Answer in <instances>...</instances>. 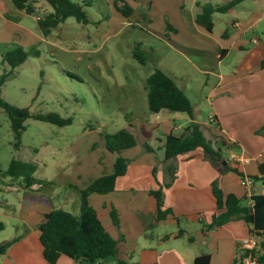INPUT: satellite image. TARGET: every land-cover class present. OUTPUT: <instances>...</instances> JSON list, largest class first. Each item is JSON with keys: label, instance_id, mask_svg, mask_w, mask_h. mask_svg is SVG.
Listing matches in <instances>:
<instances>
[{"label": "rangeland", "instance_id": "1", "mask_svg": "<svg viewBox=\"0 0 264 264\" xmlns=\"http://www.w3.org/2000/svg\"><path fill=\"white\" fill-rule=\"evenodd\" d=\"M71 1L82 5L88 23L68 17L43 36L35 18L51 10L45 1L35 3L33 15L19 18L11 3L0 0L9 20H0V77L6 74L0 85L2 99L32 114L70 119L67 125H57L28 118L17 141L8 116L0 108V169L5 170L12 159L34 164V176L42 183L39 196L56 207L64 200L67 211L76 213L79 194L68 185L85 187L90 179L110 173L117 156L127 157L126 151H107L100 133L111 134L130 123H145L151 116L145 80L155 69L174 79L185 92L194 119L201 122L213 146L221 141L208 122L213 111L209 89L216 80L208 67L216 69V52L223 40L219 37L221 23L215 21L212 34L195 25L192 0ZM204 1L221 4L229 0ZM253 2L243 1L236 10H244ZM123 4L132 7L129 17L120 10ZM219 14H214L215 20L222 16ZM197 29L205 37H197ZM16 44L29 54L10 71L8 63H2V54ZM136 47L144 53V63L133 57ZM258 129L253 134L264 135ZM134 131L142 141L140 130L134 127ZM139 140L129 151L137 158L143 153ZM233 151L241 154L237 148ZM233 189L239 194L243 187Z\"/></svg>", "mask_w": 264, "mask_h": 264}, {"label": "crops", "instance_id": "2", "mask_svg": "<svg viewBox=\"0 0 264 264\" xmlns=\"http://www.w3.org/2000/svg\"><path fill=\"white\" fill-rule=\"evenodd\" d=\"M243 1L246 0L226 12H215L222 15L216 20L213 13L214 24L209 33L196 23L195 17L203 5L212 3L192 0L195 25L212 34L216 30L215 21L222 24L219 37L223 41L216 52V69L208 67L216 78L209 89V103L213 106L210 114L219 125L211 123L216 135L221 137V141L214 142V147L220 150V167L212 166L200 150L164 160L165 136L183 133L192 120L201 122L186 113L187 116L178 114L182 112H149L151 116L145 123L128 124L143 135L142 141L139 140L142 155L137 158L129 154L138 143L122 150L126 151L129 164L125 174L117 178L114 189L106 194L89 195V203L98 212L105 230L114 239L123 238L129 256L127 264H193L194 258L202 253L210 255L209 264H238L239 241L252 235L258 236L257 249L261 248V237L250 233V226L243 220L211 226L213 217L221 212L216 209L212 181L217 180L224 194L233 193L248 204L245 189L239 194L233 189L240 185V177L232 169L248 177L258 175L257 164L264 160V135L253 134L264 124V68L260 67L264 58V0H253L251 6L236 10ZM9 3L12 4L11 0H6V5ZM2 6L3 2L0 3V20L8 22ZM12 9L19 18L25 14L14 6ZM196 32L197 37H205L200 29ZM234 148L241 154L237 155ZM241 158L249 161H238ZM224 166L230 169L220 171ZM9 179L0 176V221L4 224L0 242L14 238L16 241L0 254V264H46L38 225L46 213L56 208L67 211L68 204L63 200L56 207L42 199L39 196L42 183L28 186L22 178ZM68 186L78 193V186ZM150 190L161 191L163 209H170L172 214L157 218L156 199ZM261 193H264V183L253 180L252 194ZM75 208L76 213L72 214H78L79 205ZM112 209L116 212V225L110 215ZM55 264L80 263L60 255ZM94 264L116 263L107 258Z\"/></svg>", "mask_w": 264, "mask_h": 264}, {"label": "trees", "instance_id": "3", "mask_svg": "<svg viewBox=\"0 0 264 264\" xmlns=\"http://www.w3.org/2000/svg\"><path fill=\"white\" fill-rule=\"evenodd\" d=\"M38 0H11L15 9L23 11L25 14L35 13L34 3ZM51 11L36 19V24L43 36L51 32V29L58 26L68 17H73L78 23L87 24L88 18L83 7L78 2L71 0H43ZM242 0H229L220 5L205 4L201 11L196 15L195 21L207 32L213 28L212 15L215 12H226ZM126 17L132 13L131 6L122 5L120 9ZM35 55L38 51L33 52ZM20 45L8 48L2 54V63L9 65L10 71L21 65L28 56ZM133 57L140 63H144L146 58L144 53L138 48H134ZM260 67L264 68V58L261 60ZM6 74L0 77V85ZM147 108L150 113H158L160 110L186 113L191 119L193 117V106L184 93L176 84L174 79L160 69H155L145 80ZM0 108L4 110L10 120V127L17 141L20 139L22 131L25 129L24 122L28 118L47 121L57 125H67L70 119H61L53 114H32L27 108L16 107L0 95ZM216 119V117H215ZM217 123V119L215 121ZM216 126V125H215ZM219 126V125H218ZM217 127V126H216ZM264 133V124L258 129ZM104 147L111 153H120L122 150L134 147L138 143L137 134L130 126L119 129L108 134L100 133ZM18 144V142H17ZM146 150L150 148L144 144ZM164 160H169L193 150H200L212 166L220 167V150L216 149L211 140L206 138L201 124L193 120L185 128L183 133H169L165 136L163 145ZM129 164V159L117 156L110 173H104L99 177L90 179L84 188L78 189L79 212L72 214L60 208L52 209L44 215V220L38 225L39 242L42 247V256L46 264H55L60 255H65L80 264H94L98 260L112 258L116 264H127L129 256L124 247L123 238L114 239L104 228L98 212L90 205L89 195L91 193L106 194L114 189L116 180L125 174ZM35 165L32 163L12 159L8 167L0 169V176L11 178H22L26 185L38 183L34 177ZM171 167V166H170ZM224 166L220 171L228 170ZM258 175L249 176L254 181L264 183V160L257 164ZM239 177L244 175L236 169H232ZM173 179V174H171ZM211 191L214 196L216 209H220L212 219L211 226H219L231 220H243L250 226V233L259 235L260 249H255L259 264H264V193L252 194L251 202L244 204L240 198L233 193L224 194L218 186L217 180L211 183ZM150 194L156 199V214L158 219L165 218L172 214L170 209H163L160 190H150ZM113 223L117 224L116 212H110ZM4 224L0 221V230ZM16 241V239L0 242V254ZM210 255L202 253L196 256L193 264H209Z\"/></svg>", "mask_w": 264, "mask_h": 264}, {"label": "built area", "instance_id": "4", "mask_svg": "<svg viewBox=\"0 0 264 264\" xmlns=\"http://www.w3.org/2000/svg\"><path fill=\"white\" fill-rule=\"evenodd\" d=\"M215 116L213 114L208 115V122L215 124ZM238 161H242L243 163H247L249 161L248 158H241ZM240 185L245 189L247 194L249 203L251 202L250 196L252 195V186L253 179L248 176L240 177ZM258 236H248L244 237L239 241L238 249H239V260L238 264H259L256 255H254V250L258 247Z\"/></svg>", "mask_w": 264, "mask_h": 264}]
</instances>
